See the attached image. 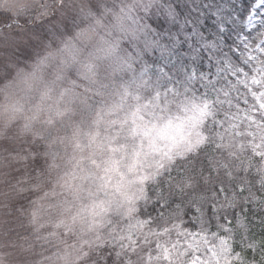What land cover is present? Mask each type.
<instances>
[{
    "label": "snow or ice",
    "instance_id": "obj_1",
    "mask_svg": "<svg viewBox=\"0 0 264 264\" xmlns=\"http://www.w3.org/2000/svg\"><path fill=\"white\" fill-rule=\"evenodd\" d=\"M0 9L6 214L49 264H264V0Z\"/></svg>",
    "mask_w": 264,
    "mask_h": 264
},
{
    "label": "rangeland",
    "instance_id": "obj_2",
    "mask_svg": "<svg viewBox=\"0 0 264 264\" xmlns=\"http://www.w3.org/2000/svg\"><path fill=\"white\" fill-rule=\"evenodd\" d=\"M5 14L9 13L7 9H0ZM22 67L26 65L21 64ZM4 87V80L0 74V88ZM10 100L0 92V105L9 103ZM23 119L18 116L14 120H8L6 115L0 114V151L6 146L19 147L21 137L31 135L23 131ZM16 165L7 168H0V204L5 202V193L8 194L9 208H0V264H49L48 257H51L56 251L54 243L37 240L28 227H21L16 219L15 213L11 212V207L15 201L11 199L14 195L8 187V181L15 175ZM2 173H9L8 176Z\"/></svg>",
    "mask_w": 264,
    "mask_h": 264
}]
</instances>
